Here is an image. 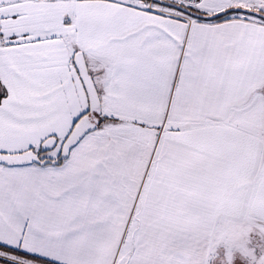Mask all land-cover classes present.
I'll use <instances>...</instances> for the list:
<instances>
[{"label": "snow or ice", "instance_id": "6c2138e0", "mask_svg": "<svg viewBox=\"0 0 264 264\" xmlns=\"http://www.w3.org/2000/svg\"><path fill=\"white\" fill-rule=\"evenodd\" d=\"M0 264H264V0H0Z\"/></svg>", "mask_w": 264, "mask_h": 264}]
</instances>
